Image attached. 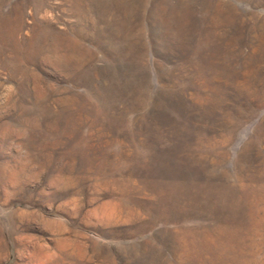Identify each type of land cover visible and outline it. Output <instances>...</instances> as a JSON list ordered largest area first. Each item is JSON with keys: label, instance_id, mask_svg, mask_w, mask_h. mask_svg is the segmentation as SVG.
Returning <instances> with one entry per match:
<instances>
[{"label": "rangeland", "instance_id": "1", "mask_svg": "<svg viewBox=\"0 0 264 264\" xmlns=\"http://www.w3.org/2000/svg\"><path fill=\"white\" fill-rule=\"evenodd\" d=\"M0 264H264V0H0Z\"/></svg>", "mask_w": 264, "mask_h": 264}]
</instances>
